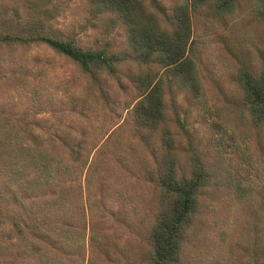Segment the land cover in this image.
I'll return each instance as SVG.
<instances>
[{
    "label": "trees",
    "instance_id": "16d2710c",
    "mask_svg": "<svg viewBox=\"0 0 264 264\" xmlns=\"http://www.w3.org/2000/svg\"><path fill=\"white\" fill-rule=\"evenodd\" d=\"M87 1L123 27L128 44L89 47L44 29L0 28V72L22 73L9 82L18 99L12 91L0 93V159L14 161L12 170L0 166L2 254H9L7 235L22 240L10 247L15 259L2 264L21 263L20 245L36 264H182L206 213L204 196L217 179L206 155L191 142L182 144L175 93L190 92L194 100L202 93L190 57L192 17L212 2L228 13L240 0H185L170 25L146 0ZM33 46L50 48L81 78L114 80V101L125 118L95 134V126L85 125L97 115L90 97L66 85L52 92L30 68L5 56L9 48ZM237 81L254 125L264 126V70L242 69ZM48 107L59 139L49 145L38 133V115ZM73 114L81 130L61 126ZM253 236L249 264H264V240Z\"/></svg>",
    "mask_w": 264,
    "mask_h": 264
},
{
    "label": "rangeland",
    "instance_id": "374dc122",
    "mask_svg": "<svg viewBox=\"0 0 264 264\" xmlns=\"http://www.w3.org/2000/svg\"><path fill=\"white\" fill-rule=\"evenodd\" d=\"M184 2L146 0L164 25H170L177 8ZM215 7L212 2L192 17L194 44L190 57L200 79L201 97L194 100L190 92L175 93L176 111L184 128L182 144L185 147L191 142L203 152L217 179V186L204 196L206 213L182 264H249L253 235L257 233L264 240V126L256 128L245 110L244 95L237 80L242 69L255 75L263 73L264 0H240L228 13H219ZM24 27L44 29L59 37H78L89 47L120 46V40L128 44L123 27L100 15L87 0H0V28L18 30ZM5 54L30 68L37 76L34 80H44L52 92L66 85L78 95L90 97L97 115L85 125L95 126V134L125 118L121 105L116 106L114 80L100 83L81 78L73 64L46 46L22 50L9 48ZM15 75L22 77V73L0 72V93L8 90L11 94L9 82L14 81L12 76ZM73 76L79 80L74 82ZM121 80L129 87L127 79ZM103 88L114 97L113 101L106 98ZM12 92L17 99L20 97L15 89ZM52 116L49 107L38 115L43 124L38 133L43 134L48 145L59 142L58 134L53 130L55 120ZM71 124L81 130L75 114L61 126L69 128ZM3 125L0 122V128ZM49 126L52 127L50 131ZM26 134L21 132L23 140H26ZM13 162L0 159V166L12 170ZM6 239L9 248L5 247V251L9 254L4 255L3 235L0 234V264L14 260L10 247L15 249L14 245L22 243L16 237L8 238L7 235ZM20 246L24 247L25 254L19 264H36V260L26 253L27 246ZM261 255L264 256V244Z\"/></svg>",
    "mask_w": 264,
    "mask_h": 264
}]
</instances>
